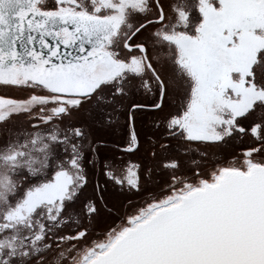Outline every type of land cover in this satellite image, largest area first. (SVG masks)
<instances>
[{"label":"snow or ice","instance_id":"snow-or-ice-1","mask_svg":"<svg viewBox=\"0 0 264 264\" xmlns=\"http://www.w3.org/2000/svg\"><path fill=\"white\" fill-rule=\"evenodd\" d=\"M0 264H264V0H0Z\"/></svg>","mask_w":264,"mask_h":264}]
</instances>
